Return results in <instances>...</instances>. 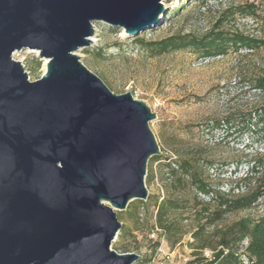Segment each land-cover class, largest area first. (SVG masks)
<instances>
[{"label": "water", "instance_id": "95a60500", "mask_svg": "<svg viewBox=\"0 0 264 264\" xmlns=\"http://www.w3.org/2000/svg\"><path fill=\"white\" fill-rule=\"evenodd\" d=\"M164 0H0V264H133L112 247L118 210L149 196L158 114L116 93L81 60L95 23L140 36L169 19ZM46 60L30 80L15 59Z\"/></svg>", "mask_w": 264, "mask_h": 264}, {"label": "rangeland", "instance_id": "374dc122", "mask_svg": "<svg viewBox=\"0 0 264 264\" xmlns=\"http://www.w3.org/2000/svg\"><path fill=\"white\" fill-rule=\"evenodd\" d=\"M173 5L176 13L154 28L143 31L140 36H130L123 28L96 22V41L79 51L81 60L97 73L116 93L130 91L135 98L144 100L158 117L150 121L151 128L161 149L159 159L148 162L146 184L149 206L145 209L139 202L140 219L130 218L123 211L124 221L131 233L121 238L120 232L112 248L121 253L135 251L141 257L133 264H208L213 251L198 249L193 230L198 220L193 205L196 194L210 210L216 208L211 195L198 193L189 181L174 189L175 176L170 177L173 162L179 164L190 159L201 173L204 181L213 190L229 197L244 194L258 184L264 169V131L250 117L264 109V88L256 86V79L264 73V45L249 49L236 48L229 44L228 51L216 56H204L202 50L188 46L186 49L157 53L153 46L139 42H155L170 36L198 37L222 31L230 35L242 32L245 35L264 38V0H164ZM254 2L257 15H231V7ZM114 27V26H112ZM35 81L46 71V60L36 50L25 48L16 52ZM231 121V124L227 120ZM255 126V127H254ZM257 160L263 161L250 181H241L253 169ZM153 177L147 181L150 170ZM178 170V174H182ZM173 193L188 200L184 222L187 232L177 245L172 246L160 230L151 231L155 220V199L161 200ZM148 200V199H145ZM201 209V206H197ZM264 215V200L261 198L251 208L227 213L223 219L207 228L214 231L225 228L242 217L258 219ZM161 245L154 251V242ZM248 241H244L242 251ZM150 261L142 262L144 257ZM248 264V263H247Z\"/></svg>", "mask_w": 264, "mask_h": 264}, {"label": "trees", "instance_id": "16d2710c", "mask_svg": "<svg viewBox=\"0 0 264 264\" xmlns=\"http://www.w3.org/2000/svg\"><path fill=\"white\" fill-rule=\"evenodd\" d=\"M257 5L254 2H247L243 5L231 7L228 12L231 15H257ZM176 13V10L172 12ZM112 29H116L112 27ZM137 40L145 45L153 46L157 53L170 52L171 50L186 49V47H195L198 50H202L204 56H216L218 54H224L228 51L229 44L234 45L236 48L241 46H247L249 49L259 48L264 45V38H257L244 34L242 32H232L230 35L223 33L222 31L212 32L207 36L201 38L198 37H185L182 36H170L167 39H162L155 42H144L143 38H137ZM256 86L259 89L264 88V73L262 76L256 79ZM262 125L259 132L264 131V109L257 111L255 117H250L248 124L252 125L253 122ZM227 122L231 124L228 119ZM255 127V126H254ZM264 139V137H263ZM159 156H153L151 161L159 159ZM168 166L170 169V177L175 176L174 189L178 188V185L185 186L189 181L196 186L198 193L204 195H211L216 202V208L210 210V203H205L199 199L198 195L194 198L196 203L193 205L194 212L198 220V226L193 230V236L197 243V248L204 250L210 248L213 251L212 259H209L208 264H264V215L258 219L251 217H242L234 221L232 224L227 225L225 228H217L213 232L207 227L216 223L224 218L227 213L236 212L240 209L251 208L261 198L264 200V172L259 178L258 184L254 185L244 194L237 195L236 197H229L225 193L213 190L210 183L204 181L199 170L194 166L190 159H185L179 164L173 162ZM263 166V161L257 160L254 162L253 169L248 173L241 181H250L253 178V174L258 172L259 166ZM182 170V174H178V170ZM264 171V169H263ZM153 177V170L149 172L147 181H150ZM148 200L133 199L127 207V213L130 218L134 220L140 219L139 206L134 205V202H139L145 209L149 206V200H153L152 196L147 197ZM154 205L156 208L155 220L151 231L160 230V237L163 236L169 244L172 246L177 245L182 240L187 232L184 222L190 218L189 215H185L187 211L188 200L181 198L173 193L168 194L161 200L155 199ZM201 206L198 209L197 206ZM119 218L124 221L123 211H118ZM120 236L126 237L131 233L126 222H122ZM244 241H248L245 248L241 250ZM161 240H156L154 244V251L161 245ZM150 257H144L142 262L150 261Z\"/></svg>", "mask_w": 264, "mask_h": 264}, {"label": "bare ground", "instance_id": "6f19581e", "mask_svg": "<svg viewBox=\"0 0 264 264\" xmlns=\"http://www.w3.org/2000/svg\"><path fill=\"white\" fill-rule=\"evenodd\" d=\"M95 26H96L95 28H96V30H97L98 27H97L96 23H95ZM96 30H95V32H96ZM96 38H97L96 33H94V36L91 35V36L89 37V39H90V40H93L94 42L96 41ZM94 42H90V45L93 44ZM83 47H86V46H81V48H83ZM81 48H80V49H81ZM45 66H46V64H45ZM46 68H47V66H46Z\"/></svg>", "mask_w": 264, "mask_h": 264}]
</instances>
